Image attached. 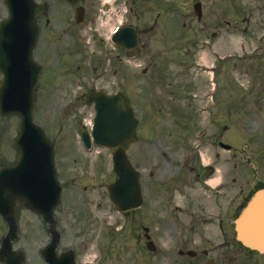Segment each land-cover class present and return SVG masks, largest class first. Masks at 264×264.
Wrapping results in <instances>:
<instances>
[{
  "label": "rangeland",
  "instance_id": "1",
  "mask_svg": "<svg viewBox=\"0 0 264 264\" xmlns=\"http://www.w3.org/2000/svg\"><path fill=\"white\" fill-rule=\"evenodd\" d=\"M43 1L35 0L37 4ZM235 1V5L229 11L226 10L228 5L225 6V2L222 4L219 3L220 0L218 2L221 5V14H225L226 20L231 23L237 22L236 17L232 15V8L236 9L237 2H246L247 5L244 8L251 9L249 4L252 0ZM55 9L53 7L50 9L48 26L46 27L43 22L40 30L46 36L44 38L46 44L38 46L34 51L36 62L42 67V72L33 120L42 126L46 136L54 142L57 150L55 164L56 169L59 170V180L63 184L61 203L54 213L57 228L62 234L61 243L57 249L58 254L65 250H73L76 255V264H88L89 262L96 264V261L100 264H205L206 258H202L201 262L199 260L201 251L203 249L214 250L223 240L217 230L218 212L213 202L206 196V190L211 189L212 186L204 187V190L195 193L190 192V195L178 201L177 206L181 210L179 211L173 206L176 179H168V177L175 174L184 163V169L178 180L191 179L190 168L201 165L199 164L202 161L200 154L205 166L219 167L220 162L215 154L222 156L223 151L217 146L214 147L211 141L212 136L219 133L217 124L220 127L221 123L217 120L222 112H216L213 115L216 125L212 126L209 137L202 140L200 146L198 145V134L204 122L209 119L207 115L199 114V112L202 113L204 105L210 101L205 98V95L213 88L218 87L221 93L219 94L220 99H224L226 107L233 112L231 120L239 134L237 147H244L252 141L248 136L251 134L250 130L248 129L245 133L240 120L236 117L237 99L235 98L238 93L247 94L251 91L253 80L247 79L243 74H237L235 78L222 73L214 76L213 84L211 74L206 72L208 67L216 66L214 56L218 53L239 51V40L250 45L264 38V25L261 27L260 21L255 25L256 10H252V17L248 18L247 26L237 23V31L247 27L245 34L239 32V36L237 34L231 36L226 32L223 33L219 39L224 42L216 50L215 42H212L210 49L203 48L200 46L201 43H198L200 47L198 49L194 47L191 50L192 55L197 54L189 58L190 61L199 65L196 69L186 67L187 60L184 51L186 41L191 39V34L182 30L180 25L171 30L179 37L166 40L165 48L161 52L158 50L152 54L157 74L156 82L149 84L141 80L140 71L133 72L139 70L140 60L130 62L131 74L132 72L137 74L139 79L136 76L134 80L137 83L140 82L136 87L127 90L130 94L132 109L141 115L135 116L141 120V128L137 132L140 140L138 137L137 142L128 149L127 155L141 174L140 184L145 203L140 212L122 216L112 206L106 191V186L111 184L115 178L110 171V152L97 151L94 155L88 154L83 150L78 135V131L88 124L92 115L91 109L83 105L82 90L88 91L93 85H104L109 82L98 76L90 78L88 70H77L74 64L70 67L65 66L69 58L68 40L65 38L64 27L59 23V15ZM206 10L212 14L213 6H207ZM242 11L243 14H247L248 9L245 10L242 7ZM257 11L261 12L259 17L264 19V4ZM179 12L183 11L179 9ZM210 14L205 15L204 31L198 33V30H195L194 32V39L198 42L208 38L212 26L207 22L213 19ZM135 15L136 12L130 14L132 19ZM6 17L7 12L0 1V20ZM114 21L113 19L110 24L112 25ZM184 21L183 19L181 22ZM196 27L197 25H194V28ZM99 30L100 27L98 31L93 32L98 33ZM102 35L103 37L106 35L103 29ZM259 45L264 48V41ZM86 52L89 55L91 53ZM237 54H242V52ZM240 65L238 64L239 67ZM119 84L118 80L115 81L113 90L121 87ZM164 112L166 116L163 115ZM188 117L192 118V122L187 121ZM247 117L253 116L249 114ZM17 129V118L0 117V164L15 160L13 140ZM225 142H230V140L226 138ZM256 151L257 153L251 155V158L260 168V170L257 169L254 164L258 175H262L264 174V145L258 148L256 146ZM237 158L239 159V156ZM242 162H245V159H242ZM234 173L233 163L229 162L226 172L220 175L223 188H232L230 178ZM206 174L203 181L210 177L208 173ZM71 180L74 181V185L71 184ZM158 180L159 184L155 185ZM247 181L251 182V179ZM188 185L197 189V184L194 182L181 183L184 190ZM152 189H161L162 193L159 196L156 195L155 198H160L166 204L168 202L170 207L168 212L158 211L154 197L153 200L148 199ZM167 194L170 195L169 200ZM187 199L192 201L187 202ZM227 203L228 198L225 199V204ZM225 211L223 216L225 221H228L231 219L230 209L227 208ZM140 214L142 215L141 223ZM16 217L19 237L13 245V250H21L24 253L25 264H44L39 256V250L49 238L41 219L21 209L17 211ZM192 219H201L200 224L203 227L199 228L197 223H192L189 227ZM142 227L148 229V236L158 249V252L152 253V256L145 254V261L142 259L146 252L145 240L143 238L142 242L140 239V236L145 233ZM5 231L4 224H0L1 236ZM173 244L183 250H192L200 257L196 260H188L184 256H177V253L175 254L171 249ZM216 252L246 254L232 241L230 246L222 247L221 251ZM224 264L234 263L225 260ZM261 264H264V258Z\"/></svg>",
  "mask_w": 264,
  "mask_h": 264
},
{
  "label": "water",
  "instance_id": "2",
  "mask_svg": "<svg viewBox=\"0 0 264 264\" xmlns=\"http://www.w3.org/2000/svg\"><path fill=\"white\" fill-rule=\"evenodd\" d=\"M2 1L8 17L0 21V116H17L19 129L14 142L18 152L16 162L0 167V217L7 226L0 242V261L3 264L23 263V255L11 250V243L17 237L14 207L18 202L41 216L47 224L50 241L40 252L43 261L46 264H74L72 252L56 255L60 234L56 231L52 211L59 203L60 187L53 168V147L41 128L32 122L34 90L40 70L31 57L37 35L34 15L43 14L46 7L35 5L33 0ZM96 96L90 93L86 97L87 103ZM96 101L94 142L115 148L112 161L117 180L108 187L110 199L121 210L136 208L141 205L138 175L124 155V150L134 139L135 120L124 100L111 97ZM81 137L88 146L87 134L82 132ZM263 198L264 192H260L235 223L237 240L258 252H264V239L259 238L256 230L264 233V223L256 218L253 209Z\"/></svg>",
  "mask_w": 264,
  "mask_h": 264
},
{
  "label": "flooded vegetation",
  "instance_id": "3",
  "mask_svg": "<svg viewBox=\"0 0 264 264\" xmlns=\"http://www.w3.org/2000/svg\"><path fill=\"white\" fill-rule=\"evenodd\" d=\"M44 2L49 3L50 8L51 4H54L56 8L60 7V0H44ZM126 2L128 4L126 25L132 26L137 33V47L132 53L131 51L124 50L115 45H108L103 39L99 41L94 34H88L85 31L79 32L80 37L77 36L78 26L86 24V22L91 19L97 11L96 0H76V2L72 5L68 4L65 0H62L61 7L59 8L62 11V13L59 14V23L64 27V34L66 36L65 38L68 40V47H71L74 52H77V55L74 56L72 60L76 69L88 70L90 78L98 76L102 80L112 81L113 85L115 81L118 80L121 87L117 89V93H120L123 96H126L125 90L128 89L130 82L129 56L131 54L136 52L135 54L141 63V74L148 82H152L157 79L152 54L158 50L161 52L163 48H165L163 43H165L166 40L163 38V34L172 30L175 24L172 14L177 9L176 0H126ZM131 2L133 3L130 4ZM135 11L140 12L141 19L129 22V20L132 19L130 14ZM167 14L169 18L166 20ZM160 19L165 22L161 23ZM86 36H89V42L92 43L90 55L85 52L84 48L79 49V47L83 46V39ZM45 37L46 36L43 35L42 41L46 44V40H44ZM260 49L261 46L256 45L252 50L250 57L253 58V61L247 69L249 70L248 74L250 75V78L253 80V86L251 91L247 94L238 93L236 95L235 99H237V102L235 103V114L242 117H247L249 114L252 115L254 118L253 121L258 123L257 130L261 136H264V77L260 76V74L264 72V54L260 53ZM141 50L142 53H140ZM258 58H261V61H259ZM237 59H240V57ZM66 63L70 66L69 62L66 61ZM224 102V99L219 100V107L222 112L220 116L223 121L225 116L231 113V109L227 108ZM219 111L220 109H218V112ZM220 127L222 130L220 132L219 139L215 141L218 146L221 143L220 138L225 135V131L227 129V126L223 124H221ZM261 143L264 145V141L261 140ZM221 148L223 149V155L216 156L220 162L219 174L221 175V173H225L227 165L229 162H232L235 173L234 178L231 179V183L234 184V188L225 189L223 188V184H221L218 188L207 189L206 196L213 202V205L218 212L216 219L217 229L223 239L221 245L229 246V239L231 240L232 236H226L227 230L222 216L223 213H226L224 210L228 208L230 209V212L236 213L254 188L264 186V174L258 175L254 159L251 158V155H255L257 153L256 142L250 141V143L246 144L244 147H236L235 152H233L230 158H227L225 155L226 149L223 147ZM237 156H239L240 160ZM242 159H245V162H242ZM256 167L260 170L257 165ZM193 171L194 176L196 177V182H200L201 179L207 176L206 173H209L207 167L193 168ZM244 175L250 176L251 182H248ZM175 193L181 201L186 196L180 189H176ZM226 198H228L227 206L225 204ZM184 202L186 203V199H184ZM178 210L181 211L180 209ZM141 221L142 215L140 223ZM142 229L145 231L144 227H142ZM141 236L145 238L147 234H143ZM246 259V255L233 252L217 253L213 258L214 261H217L216 264H224L225 260L241 262Z\"/></svg>",
  "mask_w": 264,
  "mask_h": 264
},
{
  "label": "bare ground",
  "instance_id": "4",
  "mask_svg": "<svg viewBox=\"0 0 264 264\" xmlns=\"http://www.w3.org/2000/svg\"><path fill=\"white\" fill-rule=\"evenodd\" d=\"M260 203V202H259ZM258 203V204H259ZM256 205L253 209V212L255 213L256 218L261 222L264 223V198L261 201L260 205ZM260 229H257L256 232L259 236V238L264 239V233L262 231L260 232Z\"/></svg>",
  "mask_w": 264,
  "mask_h": 264
}]
</instances>
